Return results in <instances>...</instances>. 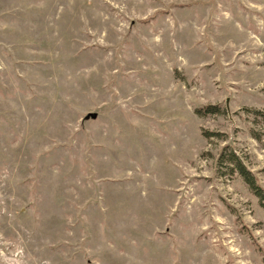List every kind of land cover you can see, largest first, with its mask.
Wrapping results in <instances>:
<instances>
[{"label":"rangeland","instance_id":"obj_1","mask_svg":"<svg viewBox=\"0 0 264 264\" xmlns=\"http://www.w3.org/2000/svg\"><path fill=\"white\" fill-rule=\"evenodd\" d=\"M225 145L264 189V0H0V264H264Z\"/></svg>","mask_w":264,"mask_h":264},{"label":"trees","instance_id":"obj_2","mask_svg":"<svg viewBox=\"0 0 264 264\" xmlns=\"http://www.w3.org/2000/svg\"><path fill=\"white\" fill-rule=\"evenodd\" d=\"M205 112L214 113L217 112L216 107H206ZM198 114H201L200 109L196 111ZM204 136H209L205 135ZM217 166L222 168L226 167L230 170V172H236L243 181L247 184L248 188L251 192L256 195L260 201V204L264 208V189L257 182L254 174L246 168L243 162L239 159L236 153L230 148L229 145L223 146L220 150L217 157Z\"/></svg>","mask_w":264,"mask_h":264}]
</instances>
